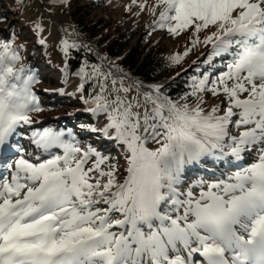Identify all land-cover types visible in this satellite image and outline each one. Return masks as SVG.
<instances>
[{"label":"snow or ice","instance_id":"obj_1","mask_svg":"<svg viewBox=\"0 0 264 264\" xmlns=\"http://www.w3.org/2000/svg\"><path fill=\"white\" fill-rule=\"evenodd\" d=\"M157 8L155 25L173 35L190 31L193 47H211L204 63L230 59L226 72L193 78L176 100L160 85L143 102L121 96L129 89L115 80L111 90L99 85L88 110L105 114L99 131L124 149L122 179L117 163L62 131L26 137L48 154L35 161L10 139L39 123L30 113L43 109L34 78L14 66L11 44L0 43V152L17 153L10 176H0V264H264V0H156L153 15ZM189 51L169 59L179 63ZM206 92L223 101L205 110ZM253 151L254 161L226 179L185 187V165L239 162Z\"/></svg>","mask_w":264,"mask_h":264},{"label":"rangeland","instance_id":"obj_2","mask_svg":"<svg viewBox=\"0 0 264 264\" xmlns=\"http://www.w3.org/2000/svg\"><path fill=\"white\" fill-rule=\"evenodd\" d=\"M93 2L96 4L92 8L87 7L86 9L94 21L100 22L99 27H102L104 35L122 36L124 40L132 38L130 40L132 45L136 43L138 38L144 39L154 45L160 53L172 56L174 54L183 55L185 49L190 48L191 51L180 60L182 65H187L191 60L201 59L199 66L209 68L210 70L206 72L211 78L218 77L221 71H227L226 64L230 59L229 57L223 59L216 57L211 63H204L211 47H205L202 43L193 47L190 31L173 35L167 31V27L160 28L155 25L154 21L158 18L160 11L157 8L155 15L152 13L156 0H136L135 3L133 0H94ZM141 4L144 5L143 9L140 7ZM81 5L84 3L82 2ZM2 6L6 20L3 23L0 22V39L5 41L6 38L4 39V37L9 35L6 43L11 44L19 56L14 66L18 69L29 62L35 63L40 66L39 70L36 69V73L42 74L38 75L40 80L34 79L31 85L32 91L43 110L39 113L32 112L30 115L39 123L23 125L17 129V134L10 139L15 140L18 147L24 148L25 155L29 152L32 153L31 159L35 161L37 156L47 158L48 154L37 149L26 137H30L33 131H42L46 127L52 128L54 131H62L64 139H70L72 143L82 149L91 146L108 156L109 162L117 163L119 167L118 178L122 179L123 175L126 174L124 169L127 166L124 149L114 139H109L102 131H99L107 123L105 114H94L88 109L95 106L92 99L100 91L99 85L101 83L111 90L112 81L115 80L117 88L122 85L129 89L126 94L121 92V96L126 95L128 98L138 96L143 102L138 87L131 85L125 78L113 76L112 71L108 70L105 64L99 60L98 55L102 53L94 41L76 31L77 36L90 43L86 46L78 38L68 37L63 32V30L75 32V26L73 27L67 16L71 8V0H23L21 4H15L11 1L10 4L3 3ZM207 34V31L201 33V40ZM64 41L68 44L66 49L63 44ZM79 47L93 60H84V63L75 72L70 73L65 63V51L68 48L77 51ZM103 58L105 59V57ZM111 65L114 67L117 64L113 62ZM94 70L96 71L94 72ZM117 70L119 71L118 68ZM198 73H202L200 69L196 71V74ZM202 75L196 76V78H202ZM135 82L144 93L155 95L151 87L155 84L149 85L143 81ZM85 84L87 85L86 96L81 99H72L73 95L81 90V85L84 86ZM156 84L161 85L163 82L160 81ZM203 95L205 110H210L214 105L221 104L223 101V96L213 97L207 92ZM222 107H226V104ZM78 119H80L79 122H77ZM89 128H96L97 131H89ZM230 130L233 135L238 136L241 129L231 127ZM109 132L111 133L112 130L110 129ZM148 147L157 148L159 145L155 142H149ZM52 153L63 154L60 149H52ZM13 154H17L15 149L5 158L0 159L2 162L0 176L8 175L6 174L7 166L15 156L7 163L6 161ZM256 156L257 153L253 151L251 154H245V160L239 162L235 161L234 157H224L223 159L209 158L199 163L187 164L182 179L185 182V187L192 184L193 181L202 179L205 181L206 188L207 183L226 179L245 162L252 163ZM102 167L105 166L102 165ZM199 191V187L195 188L196 194ZM113 231L118 232L120 230L114 228ZM194 245L195 243L192 246ZM181 255L187 258L186 251L182 250ZM194 257L198 256L193 255Z\"/></svg>","mask_w":264,"mask_h":264},{"label":"trees","instance_id":"obj_3","mask_svg":"<svg viewBox=\"0 0 264 264\" xmlns=\"http://www.w3.org/2000/svg\"><path fill=\"white\" fill-rule=\"evenodd\" d=\"M13 1L15 4H21L23 0H0V22H5L6 18L3 15V3ZM94 0H71V8L68 11V19L76 29L91 41H94L98 46L99 51L104 55L105 59L112 64L113 62L128 76L135 81H144L150 84L160 85L156 83L163 82L160 86L161 93L176 100L184 94L191 91L189 85L193 78L201 76L202 73L210 70L199 66L200 60H191L187 65L172 63L169 59L172 55L160 53L156 47L144 39L138 38L135 44L130 43V39L124 40L122 36L104 35L102 27H99V21H94L90 12L86 9L92 8L96 3ZM82 2L84 5H81ZM1 34V32H0ZM9 35L4 37L5 41L0 39V43H6ZM111 37V38H110ZM65 63L70 73L75 72L79 66L84 63V60H93V58L85 53L80 47L75 51L68 48L65 51ZM207 58V57H206ZM195 61V63H193ZM199 62V63H198ZM190 64V65H189ZM189 65V66H188ZM40 66L35 63H27L24 65L22 75L34 76V79L40 80ZM114 69H116L114 67ZM200 69L202 73L196 74ZM42 75V74H41ZM87 85L85 84L81 90H78L72 99H81L86 96ZM154 95V94H153ZM195 98H193L194 102ZM80 119L77 120L79 122Z\"/></svg>","mask_w":264,"mask_h":264},{"label":"bare ground","instance_id":"obj_4","mask_svg":"<svg viewBox=\"0 0 264 264\" xmlns=\"http://www.w3.org/2000/svg\"><path fill=\"white\" fill-rule=\"evenodd\" d=\"M74 27V26H73ZM74 29H75V33H76V31H78L75 27H74ZM86 44H88V45H90V43L88 42H86ZM92 49V48H91ZM94 49V48H93ZM104 56L102 55V54H99L98 55V58H99V60L100 61H102V63L103 62H105V59L103 58ZM110 64V63H109ZM114 67L116 68V69H114ZM114 67L110 64V66H108L107 67V69L108 70H111L112 71V73L113 74H115L116 76H118V77H120L121 75H124L125 73H123L121 70H117V67L114 65ZM119 68V67H118ZM120 72V73H119ZM70 74V73H69ZM74 75V74H73ZM130 77V76H129ZM132 78V77H131ZM129 82H130V80H128ZM132 81V80H131ZM131 84H134L133 82H131ZM134 86V85H133ZM136 89V88H135ZM6 155H8V154H5V153H3V152H0V159H2V158H5L6 157ZM15 156V158H13ZM14 156H11L7 161H6V163L10 160V159H12L13 158V163H15V159H16V156L17 155H14ZM11 161V162H12ZM2 166V162H1V160H0V167ZM196 245H194L193 247H195ZM187 253V252H186ZM194 256H198V254H196V253H194L193 254ZM197 259H201L202 260V258H199V256L197 257Z\"/></svg>","mask_w":264,"mask_h":264},{"label":"water","instance_id":"obj_5","mask_svg":"<svg viewBox=\"0 0 264 264\" xmlns=\"http://www.w3.org/2000/svg\"><path fill=\"white\" fill-rule=\"evenodd\" d=\"M195 60H197V59H195ZM104 64H105V67L107 68L108 66H110V64L108 63V61L105 59V62H103ZM190 65V64H189ZM188 65V66H189ZM113 74V73H112ZM113 76H115V77H118V76H116L115 74H113ZM120 77H122V78H125V79H127V80H130V84H131V82H133L134 84H131V85H136V87H138V91L140 92V94H141V97L143 96V91L141 90V88H140V86L139 85H137V84H135L136 82H135V80L133 79V78H131V77H129L128 75H126V74H124V75H121ZM132 80V81H131ZM144 82V81H143Z\"/></svg>","mask_w":264,"mask_h":264},{"label":"built area","instance_id":"obj_6","mask_svg":"<svg viewBox=\"0 0 264 264\" xmlns=\"http://www.w3.org/2000/svg\"><path fill=\"white\" fill-rule=\"evenodd\" d=\"M63 32L68 36V37H73V38H78L80 41H81V43H84L86 46L88 45V44H86V42L85 41H83V39L80 37V36H77V34L75 33V32H70V31H67V30H63ZM117 66V65H116ZM117 68H118V66H117ZM119 70H121L120 68H118Z\"/></svg>","mask_w":264,"mask_h":264}]
</instances>
